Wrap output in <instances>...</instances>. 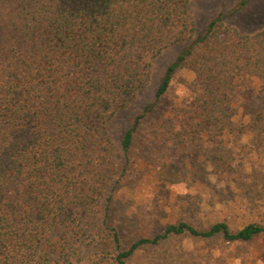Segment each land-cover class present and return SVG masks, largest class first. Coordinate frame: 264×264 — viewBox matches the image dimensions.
I'll return each instance as SVG.
<instances>
[{"label": "trees", "instance_id": "16d2710c", "mask_svg": "<svg viewBox=\"0 0 264 264\" xmlns=\"http://www.w3.org/2000/svg\"><path fill=\"white\" fill-rule=\"evenodd\" d=\"M191 2L0 0V264H72L73 241L95 231L103 241L91 264H127L143 247L177 236L233 244L264 234L256 223L237 231L223 222L163 229L154 220L151 233L125 246L101 219L98 200L87 192L92 183H83L76 171L94 151L92 140L101 156L111 152L112 121L150 84L147 59L169 48L185 45L156 99L178 72L195 74V106L188 128L176 134L179 142L199 143L206 126L225 125L237 77L264 82V28L242 34L217 18L197 32ZM140 121L133 120L123 137L126 155ZM71 205L80 208L77 219L65 216ZM91 205L95 211L86 218Z\"/></svg>", "mask_w": 264, "mask_h": 264}, {"label": "rangeland", "instance_id": "374dc122", "mask_svg": "<svg viewBox=\"0 0 264 264\" xmlns=\"http://www.w3.org/2000/svg\"><path fill=\"white\" fill-rule=\"evenodd\" d=\"M189 16L197 32L221 18L224 26L250 34L264 28V0H192ZM184 50L185 45H178L147 59L152 64L150 84L112 121L111 152L101 156L94 139V151L76 169L83 183H92L87 192L98 200L101 219L116 228L125 246L138 234L151 233L154 220L163 229L178 222L202 229L223 222L233 231L251 223L264 226V82L237 77L233 115L225 125L206 126L199 143L179 142L176 134L188 128L186 120L195 106V74L178 72L159 100L156 91ZM148 106L153 108L145 113ZM138 117L126 155L121 142ZM89 209L86 218L95 211L93 205ZM79 210L71 205L66 218L77 219ZM102 241L96 231L73 241L72 264H91ZM127 264H264V234L233 244L221 237H172L143 247Z\"/></svg>", "mask_w": 264, "mask_h": 264}]
</instances>
